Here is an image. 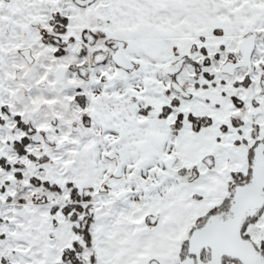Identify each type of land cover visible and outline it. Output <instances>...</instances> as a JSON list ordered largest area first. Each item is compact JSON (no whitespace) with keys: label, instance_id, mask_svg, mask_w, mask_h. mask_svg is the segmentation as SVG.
<instances>
[{"label":"snow or ice","instance_id":"6c2138e0","mask_svg":"<svg viewBox=\"0 0 264 264\" xmlns=\"http://www.w3.org/2000/svg\"><path fill=\"white\" fill-rule=\"evenodd\" d=\"M0 264H264V0H0Z\"/></svg>","mask_w":264,"mask_h":264}]
</instances>
